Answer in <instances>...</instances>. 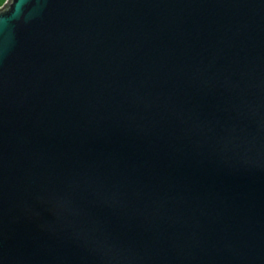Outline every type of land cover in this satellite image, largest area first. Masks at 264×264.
<instances>
[{
    "label": "water",
    "instance_id": "water-1",
    "mask_svg": "<svg viewBox=\"0 0 264 264\" xmlns=\"http://www.w3.org/2000/svg\"><path fill=\"white\" fill-rule=\"evenodd\" d=\"M0 264H264V0H5Z\"/></svg>",
    "mask_w": 264,
    "mask_h": 264
},
{
    "label": "rangeland",
    "instance_id": "rangeland-1",
    "mask_svg": "<svg viewBox=\"0 0 264 264\" xmlns=\"http://www.w3.org/2000/svg\"><path fill=\"white\" fill-rule=\"evenodd\" d=\"M5 0H0V5H2V3L4 2Z\"/></svg>",
    "mask_w": 264,
    "mask_h": 264
}]
</instances>
